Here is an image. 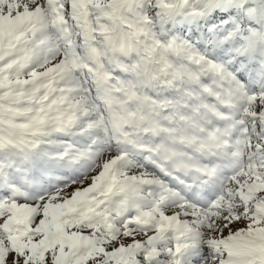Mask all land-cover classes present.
<instances>
[{
  "label": "snow or ice",
  "instance_id": "snow-or-ice-1",
  "mask_svg": "<svg viewBox=\"0 0 264 264\" xmlns=\"http://www.w3.org/2000/svg\"><path fill=\"white\" fill-rule=\"evenodd\" d=\"M0 264H264V0H0Z\"/></svg>",
  "mask_w": 264,
  "mask_h": 264
}]
</instances>
